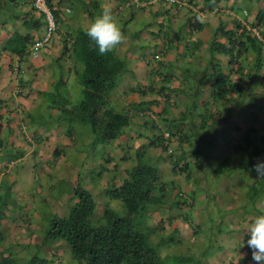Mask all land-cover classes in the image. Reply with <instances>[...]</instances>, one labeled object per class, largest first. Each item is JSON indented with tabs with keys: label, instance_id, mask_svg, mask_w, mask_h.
Returning a JSON list of instances; mask_svg holds the SVG:
<instances>
[{
	"label": "trees",
	"instance_id": "trees-1",
	"mask_svg": "<svg viewBox=\"0 0 264 264\" xmlns=\"http://www.w3.org/2000/svg\"><path fill=\"white\" fill-rule=\"evenodd\" d=\"M60 1L45 0L56 28L49 42L42 43L37 50L50 49L52 40L60 43L58 52L50 49L58 54L52 57V70L65 71L71 77L68 79L71 86L74 82V85L79 84L81 98L72 104L66 90L58 92L59 82L51 81L52 90L43 94L50 96L49 102L40 105L45 107L48 116L38 120L40 106L26 110L24 101L33 89L39 70H46L50 63L31 62L27 64L31 68L27 69L24 58L37 60L40 56H35L27 46L42 39L45 20L36 12L33 18L31 0H0V41L1 36L4 37L0 53L17 57L15 60L3 58L0 64V68L8 67L17 82L11 89L14 78L3 84L0 78V131L3 129L0 162L7 167V161L30 160L26 164L33 168L44 162L51 168L56 155L62 159L68 152L67 147L74 142L78 143L76 150L86 156L71 171L73 175L68 181L73 183L57 195L64 200L67 210L62 216L47 210L44 194L36 192L37 197H33V193L29 191V195L24 188L22 193H16L17 178L13 170L17 161L9 174L2 176L0 219L8 209L11 219L24 222L32 219L30 210L37 209L44 221L39 240L32 242L31 248L26 247L32 254L24 262H17L7 253L0 229V264H59L60 249L65 246L69 253L65 264H160L157 250L163 243L159 238L155 240L154 235L173 220L185 218L178 214L164 215V212L185 206V197L188 201L194 200L190 187H195V183L199 189L207 187L205 198L214 197L217 177L222 176L227 164V159L222 158L214 168L207 166L206 147L211 145L217 128L223 127L216 142L224 137V142L226 139L231 142L229 146L234 150L246 152L251 148V162L264 151V124L256 125L257 121L264 122V0H111L116 2L114 11L125 13L127 10V16L118 17L117 22L129 45H125L120 54L113 50L104 55L99 54L94 42L85 35L86 27H70L64 35L57 33L58 24L64 20ZM68 4H78L81 11L85 10L83 14L92 20L95 17L92 18L91 13L98 10L99 3L67 0ZM188 5L197 9L191 10ZM74 8L76 11V6ZM182 9L185 10L183 18L172 21ZM140 12L151 16V25L135 30L132 26L126 28ZM199 12L211 13L216 20L213 31L207 29L209 40L203 51L198 50L197 45L202 42L194 34L202 32ZM9 22L12 26L7 25ZM6 28L12 29L8 35H4ZM55 33L57 36L53 38ZM65 36L70 39L69 45ZM147 47L151 48L149 61L142 52ZM193 49L203 56H200L203 61L198 59L195 66L180 64L176 70L170 59H164L171 53L174 58L192 57ZM137 52H141L140 55ZM135 53L137 57L131 58ZM66 58L69 63L65 62ZM61 59H64L62 64ZM130 60L136 61L133 64ZM145 60L149 62L147 69ZM139 63L144 70L137 65ZM134 65H137L136 71L131 70ZM134 72L144 79H134V83L129 84ZM65 80L61 83L68 86ZM123 81L128 87L119 88L114 94ZM135 95L137 100L126 101L128 96ZM12 121L15 128L10 125ZM33 124L45 127L51 134L54 130L61 137L66 136L69 142L66 139L65 143L62 139L50 142L52 152L48 153L47 136L35 135L31 130ZM76 134H84L86 139L78 142L73 138ZM236 137L242 139L241 142ZM15 138L22 144H14ZM253 141H256L254 147ZM24 152L27 156L23 158ZM94 154L98 161H94ZM89 156L92 161L82 166ZM122 162L125 164L119 165ZM156 162L167 165L173 176H179L176 178L182 181H178L179 184L190 191L184 193L179 186L175 188L173 182L163 180ZM249 168L250 164L245 167ZM44 176L47 185L52 175ZM33 181L40 186L37 180ZM41 181L44 182V178ZM58 181L68 183L63 178ZM255 187L251 183L243 192L251 199L257 198L264 190V179H259L258 188ZM96 188L95 193L105 200L102 203L96 201V194L92 193ZM12 193L39 204L22 216H16L18 213L13 207L17 201L11 199ZM153 212L158 217L153 223H146L145 216ZM172 230L174 232L175 228Z\"/></svg>",
	"mask_w": 264,
	"mask_h": 264
},
{
	"label": "rangeland",
	"instance_id": "rangeland-1",
	"mask_svg": "<svg viewBox=\"0 0 264 264\" xmlns=\"http://www.w3.org/2000/svg\"><path fill=\"white\" fill-rule=\"evenodd\" d=\"M96 13L97 10L92 11V18L93 16L96 17ZM90 19L91 18H89V21ZM150 22L151 16L147 13L140 12L137 13V15L132 19L127 28H129V26H132L134 30L143 29L144 26L151 25ZM128 43L129 41H127L124 45L117 47L115 51L120 54L121 52H123L122 49L124 48V46L129 45ZM150 49L151 48L147 47L146 49L143 48L142 50V52H144L145 56L148 58H150ZM200 49L201 48H199L198 50ZM201 51H203V49H201ZM43 53L44 51L41 50L40 56L37 58V60H39L43 56ZM140 53L141 52H137V54ZM1 63L2 62H0V64ZM132 63L134 64V62ZM3 66L4 65H2V67ZM2 67L0 68V71ZM50 67L47 66V73L50 74V76L54 77L52 79L53 82L54 80L59 82L57 83V85H60L58 87V92L61 94V92L64 93V91L66 90V92L69 93V98L66 96L68 101L72 104L77 102L81 98L80 85H74V82L71 86L68 81V79H71V77H69V75L65 71L58 72L57 69H55V72L51 70ZM134 68L135 65L131 67V70H133ZM141 68L144 70L142 65ZM31 70L32 69H30L29 71ZM132 76L133 78L129 79V84L134 83V79L138 81L144 79L143 77H138L135 72L134 74L132 73ZM0 78L2 80V84L4 83V81L8 83L10 79L12 82L13 78L15 81V77L10 73V70L6 66L3 67ZM40 79L41 78H39V80ZM39 80L35 83V85H33L32 89L35 97H33L32 93H30L32 100L37 99L38 106L42 105L43 103L49 102L50 96H44L43 94H46L45 92L48 91L50 92L52 90L50 83L53 84V82L49 81L48 79L45 81ZM64 80L66 81L68 86L61 83ZM16 83L17 82L15 81L11 89L14 88V85ZM45 83L48 84V87L46 89L41 90L38 88V86H42ZM122 83L127 86L125 82H121V84ZM119 88L120 87H118V89ZM7 89H10V86ZM118 89L113 93L117 94ZM53 113L54 110H51V114ZM37 114L39 118L38 120H42L43 117L48 116V114L45 112L44 106H40V109L37 110ZM229 115L231 114L229 113ZM52 119L53 118L47 119V123H50ZM36 126L38 125L33 124L31 130L38 129ZM227 127L231 126L227 125ZM258 128L259 129L257 130L260 132V127ZM222 129L223 127L217 128L211 145L206 147L205 151V154L209 159L207 162V166H209V168H214L219 159H227V164L223 168L224 172L222 176L217 177L214 197L212 200L210 199L211 197L205 198L204 194L205 191H207V187L202 190L199 189V187H197L198 184L195 183V185H193L195 187H190L192 195L195 196L194 200L188 201L187 197L184 196L186 198L185 206H181L180 208H177V210L176 207H172L168 210V212H164V215L178 214L179 216H184L185 218H183L184 220L180 219L179 221L173 220L171 222V225H165L164 230L159 231L154 235V239L157 240L156 238H159L160 243L162 242L164 245L159 246L158 249L160 250H157V254L161 260L160 264H256V262L252 260L251 249L247 246L246 243L247 239L249 238L246 233V225L250 223L254 217L264 215V190L261 193L259 192V194L257 195L258 197L255 199H251V196L249 194L247 196L243 191L248 188L251 183H254L256 187L258 186L259 179H257L258 177H256L257 173L254 170L253 166L258 162H264V151L261 152V154H259L253 162H251V148L246 152H244L243 150H234L230 147L231 142H229L227 139L224 142V137H221V142H216V139L218 138ZM39 130L43 134H46L48 132L45 127H41ZM228 131L232 132L233 130ZM262 135H264V131L262 132ZM73 138H75L78 142L86 139L84 134H76L73 136ZM65 139L67 142H69L67 137L63 136V143H65ZM235 139L239 140L240 142L242 140H240L239 137H236ZM77 144V142H74L70 147H67L68 152L66 155H63L62 159H59L58 157L60 156L56 155L55 161L59 163V165L56 162L52 163L51 168L47 166L45 162L42 166L40 165V167L33 168L32 166H30V164H26V162L29 163L30 160H18V164L15 166L16 169L13 170L15 172L14 176L17 178V182L14 186L16 193H22L23 191L21 190L22 188H24L25 190H27L28 194L29 191H31L33 193V197H37L35 194L36 192L38 194H44L46 197L45 202H47L48 204V211L54 212V214L57 213V215L59 216L66 215L67 210L64 200L57 195L61 194V192L63 191L65 192L66 187H70L71 183H73H69L68 181V178L72 177L73 175L71 171L76 166H78L82 157L86 156L84 152L76 150V147L78 148ZM251 144L252 147H254L256 141H253ZM123 146H126V144L124 143ZM48 147L49 149L47 152L51 153L52 147L50 143H48L47 148ZM15 149L17 152L18 148ZM24 156H27L25 152L23 153V157ZM91 159L92 157L90 156L86 157V160L88 161L85 160L82 166H85L86 164L91 162ZM98 159L99 158H97V156H95L94 154V161H98ZM6 164L7 167H4V162L1 161L0 163V192L4 189V185L1 183V178L2 176L9 174V170L13 165L10 161H7ZM124 164L125 162H122L119 165ZM248 164H250V168L247 169V171L245 167ZM156 165L161 171V177L163 178V180L170 182V184L171 182H173L174 187L177 188V186H179V188L184 193H188V191H190L185 188L184 184H179V182L182 183L181 180L176 179L179 176H173L171 174V171L167 169V165L158 162H156ZM6 171L7 173L5 174ZM84 172L85 171H83L82 169V173ZM44 174L52 175V177H50V180H48L47 185V178H45ZM224 174H227V176ZM43 178L45 180L44 182L41 181V179ZM60 178H63L68 183H65L64 181L59 182L58 180ZM33 180H37L40 186L36 185L37 183H35ZM87 187L91 189L93 188L90 185H88ZM170 189L171 187L168 189V191ZM96 190L97 188L93 189L92 193H95ZM95 194L96 198L98 199L96 201H99V203L105 201L103 197L101 199L99 194ZM11 199L17 201V205L13 207V209L18 213L16 216H22V214H24L25 212H29V208L32 209L34 205L39 204H33L30 199L28 200L27 198L21 196H14L13 193L11 194ZM37 211V209L30 210V213L33 216L32 219L20 222L17 218L15 220L11 219L10 212L8 211V209H5L4 217L0 219V229L3 232L1 242L4 243L8 248L7 253H9L10 256L17 262H24L26 259H28V257L32 253L30 254L26 247L31 248L34 244L32 242H34L35 240H39L38 235L41 232L43 226L42 223L44 220L41 217V213ZM157 217V213L153 212V214L150 213L149 216H145L144 221L146 223H153ZM24 228L26 231H23ZM174 228L175 231L172 232V229ZM32 252H35V250ZM60 255L61 259L59 261V264H65L66 261L68 262L69 253L66 246L60 249ZM240 256L243 258L241 259Z\"/></svg>",
	"mask_w": 264,
	"mask_h": 264
},
{
	"label": "crops",
	"instance_id": "crops-1",
	"mask_svg": "<svg viewBox=\"0 0 264 264\" xmlns=\"http://www.w3.org/2000/svg\"><path fill=\"white\" fill-rule=\"evenodd\" d=\"M54 3H57L59 0H52ZM86 1H89V0H86ZM99 4L97 5L98 6V12L96 13V15L97 14H99V13H101V7H100V5L102 4V3H106V4H108L110 7H111V12H112V14H113V16H114V18H115V20L116 21H118L117 20V18L118 17H120V18H125L126 16H127V10H125V13H123V12H120L119 10H115L114 11V9H113V6H114V3H116V2H114V1H111V0H96ZM60 4L59 5H62L63 7L64 6H67V5H65V4H67V0H61L60 2H59ZM200 4L201 3H199V6H200ZM69 5V4H68ZM70 6H72V8L70 7ZM74 6H76V11H75V8H74ZM69 8H71L72 10H73V13H74V15L73 16H71V17H68L66 14H64V20L62 21V23H59L58 24V29H57V33L58 34H61V35H64V34H66V32H68V28H70V27H73V28H76V27H80V26H83V27H86L87 26V24H88V22H89V18L88 17H86L84 14H83V12H85V10L82 12L80 9H79V5L78 4H70L69 5ZM80 8H82V7H80ZM188 8H190L191 10H196L197 8L196 7H194V6H191V5H188ZM83 9V8H82ZM113 9V10H112ZM184 12H185V10L184 9H182L181 10V12H180V14H179V16H177L176 18L174 17V19H172V21H174V22H178L177 20H180L181 18H183V15H184ZM31 14H32V16H33V18L34 17H36V13L35 12H31ZM199 14V20H200V23L201 24H203V27H202V32L201 31H199V32H197V33H194L195 31H193V33L195 34V36L199 39V41L200 42H202L201 43V45L199 44V45H197V46H200L199 48H202L203 50H204V48H205V42L207 41V40H209V36H208V34H206V32L208 31L207 29L209 28L210 30H212L213 31V29L215 28V26H216V20L213 18L214 16L211 14V13H208V12H199L198 13ZM12 22H9V23H7V25L8 26H12V24H11ZM75 24V25H74ZM120 25V24H119ZM128 26V25H127ZM127 26H125L126 28H127ZM10 31L12 32V29H10V28H6V32H4V35H8L9 33H10ZM57 33H55L56 35H54L53 36V38H55L56 36H57ZM3 38L4 37H2L1 36V41H0V43L3 41ZM65 39H66V42H67V45H69L70 44V39L67 37L66 38V36L64 37ZM55 40V39H54ZM56 41V40H55ZM204 42V43H203ZM60 44L59 42H54L53 40H52V42H50L49 43V45H50V49H52V50H54V48H55V51H59L58 49V45ZM180 48H181V46L179 45V48H178V51L180 50ZM50 49H48V50H46L45 52H46V54L45 55H43L39 60H32L31 58H29L28 56H25V58L24 59H27L25 62H24V66L27 68V69H29V67L30 66H28L27 64H31V62H32V64H36V62H39V63H44V62H46V63H50V64H48V66L50 67V69L52 70V64H53V62H52V60H53V58L52 57H55V56H57L58 54H56V53H54V52H52ZM194 51H193V54H194V56H192V57H187V56H184V57H182V55H180V56H178L177 58H174V56H173V54L171 53V54H168L167 55V57H164V59H170L173 63H174V68H176V70H177V66H179L180 64H185V65H188V66H195L196 65V63L198 62V59L199 60H201V61H203L202 60V55L200 54V53H198V51L196 50V49H193ZM44 52V53H45ZM179 52H181V51H179ZM1 55H0V62H2V59L3 58H6V60H8L9 58H11V59H13V60H15V59H17V57L15 56V55H8L7 53L6 54H4L3 52H1L0 53ZM5 56H4V55ZM140 55V54H139ZM200 56H202V57H200ZM51 57V58H50ZM134 57H137V55H136V53L134 54V55H132L131 56V58H134ZM63 60V61H62ZM68 60V62L67 63H69V59L68 58H66V60H65V62ZM129 61V60H128ZM136 60H133V62H135ZM148 61H149V58H148ZM61 64L64 62V59H61ZM130 62H132L131 60H130ZM144 63L147 65L148 64V66H149V62L148 63H146V60L144 61ZM128 65H129V63H128ZM138 66H140L141 67V63H139V64H137ZM137 65H135V67L137 66ZM31 68V67H30ZM134 71H136L135 69H133ZM53 71H55V70H53ZM30 72V71H29ZM56 72V71H55ZM39 78H41L40 80H39ZM54 77L53 76H50V74H48L47 73V68H46V70L45 69H41V70H39V72L37 73V75H36V77H35V81H34V85H35V83L39 80V81H45V80H49V81H52V79H53ZM67 78V77H66ZM160 78V77H159ZM124 82V81H123ZM145 83V82H144ZM33 84V83H32ZM121 84V83H120ZM176 84V82L174 83V85ZM33 87V86H32ZM48 87V84L47 83H45L44 85H42V86H38V88L39 89H41V90H43V89H46ZM119 87L121 88V90L122 89H125V88H127L128 87V85L127 86H125L123 83L121 84V86L119 85ZM30 93H32V95H33V97H35V94H34V92L32 91V89L31 90H29V97H28V99H27V101H24V107H25V109L26 110H33L36 106H37V103H38V101H37V99L36 100H32V98H31V96H30ZM134 95V94H133ZM129 98H127L126 99V101L127 100H137V95H135L134 97H130V96H128ZM264 124V122H262V121H257L256 122V125L257 126H260V127H262V125ZM11 126H13L14 128H15V126H16V124H14L13 123V121H12V124H10ZM31 127V126H30ZM38 129H34L33 131H34V133H35V135H37V136H40V137H45V136H47V138H48V140H49V143L50 142H52V143H55V142H57L58 141V139H62V137H61V135H58V133L56 132V131H54V130H52V134L51 133H46V134H43L39 129L41 128V126H38L37 127ZM3 132V129H1V131H0V136H2V133ZM39 132H40V135H39ZM16 136V138H18L17 137V135H15ZM15 138V139H16ZM14 139V140H15ZM15 143L14 144H16V143H21V142H19V140L18 139H16L15 141H14ZM18 144V145H19ZM22 144V143H21ZM20 144V145H21ZM1 155V154H0ZM24 158V157H23Z\"/></svg>",
	"mask_w": 264,
	"mask_h": 264
},
{
	"label": "clouds",
	"instance_id": "clouds-1",
	"mask_svg": "<svg viewBox=\"0 0 264 264\" xmlns=\"http://www.w3.org/2000/svg\"><path fill=\"white\" fill-rule=\"evenodd\" d=\"M100 7L101 13L88 22L85 28V35L90 39V41L94 42L95 46L98 48L99 54L104 55L106 53L112 52L117 47L124 45L127 42V37L122 31L118 22L115 20L111 12V7L106 3H102ZM62 8L64 11L62 16H64V14H66L68 17L74 15L73 10L69 8V5ZM34 12L37 14L40 13L39 11L35 10V8ZM43 32L45 33V27H43ZM53 33L54 32H52L49 37H51ZM49 37L45 42H49ZM39 54L40 50H38L37 56ZM10 162H12V164L14 163L13 160ZM253 167L257 173V177L259 179H264V162H258ZM246 233L249 237L246 243L251 249L252 260L255 261L256 264H264V215L254 217L252 221L246 225ZM242 258L243 257H241V259Z\"/></svg>",
	"mask_w": 264,
	"mask_h": 264
},
{
	"label": "built area",
	"instance_id": "built-area-1",
	"mask_svg": "<svg viewBox=\"0 0 264 264\" xmlns=\"http://www.w3.org/2000/svg\"><path fill=\"white\" fill-rule=\"evenodd\" d=\"M134 1V0H132ZM169 2L175 1L177 2V0H167ZM32 6L35 8V10L39 11L42 15L43 18L45 20V33L43 35L42 40H39L37 42H35L34 44H29L28 45V49L32 50L33 54L35 56H37V48L39 46L42 45L43 42H45L48 37L50 36V34L53 32L54 28H55V21H54V17L51 13L50 8L47 6V3L45 2V0H32ZM252 30L255 32V30L252 28ZM264 44V41H263Z\"/></svg>",
	"mask_w": 264,
	"mask_h": 264
}]
</instances>
